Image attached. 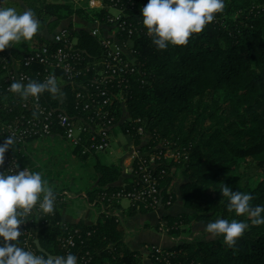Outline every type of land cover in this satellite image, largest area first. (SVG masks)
Segmentation results:
<instances>
[{
    "label": "trees",
    "instance_id": "1",
    "mask_svg": "<svg viewBox=\"0 0 264 264\" xmlns=\"http://www.w3.org/2000/svg\"><path fill=\"white\" fill-rule=\"evenodd\" d=\"M19 1L36 13L41 22L38 33H49L47 36L55 33L64 19L83 13L68 3L52 4L46 0L6 3L17 6ZM147 3L148 0H136L135 6L126 4L127 23L133 33H122L120 38L133 50L138 65L124 82L108 85L113 99L110 106L103 107V112L108 119L114 118L112 133L121 131L140 148L147 137L150 143L145 150L161 145L160 153L169 149L177 154L162 158L156 169L160 172L163 200L159 208L169 210L180 196L182 207L192 214L165 215L157 230L177 239L183 227L217 218L242 220L249 225L231 247L223 236L195 243L185 240L162 249L160 260L155 252H148V258L154 264H264V225H253L246 214L237 216L228 211V198L220 192L226 184L233 191L250 193L253 206L264 205V0H225L223 12L215 14L213 22L200 33H194L186 45L169 44L163 50L152 43V36L142 23L141 9ZM72 35L76 38L77 54H83L78 66L83 70L81 80L97 78L94 67L104 61L108 51L84 28ZM35 39L39 44L48 43L40 37ZM24 71L29 72L27 68ZM2 85L5 100L16 99V105L12 112L3 113L0 121L30 115L22 106L25 100L7 91L10 84ZM95 86L89 94L94 108L102 101L96 95L104 88ZM81 90L68 85L57 94L46 91L42 98L56 111L74 121L85 122L94 108L84 110L85 100L77 98ZM118 94L122 95V101L116 98ZM140 130L144 131V137ZM82 151L81 147L74 148V153L83 160L99 156L94 152L84 155ZM13 156L22 167L33 168L26 154L15 151ZM250 164H257L262 175L257 187L241 190L232 186L231 175L240 166ZM133 168L132 178L119 186L116 184L123 175L121 168L103 163L94 165L98 184L85 195L89 203L109 213L103 223L65 222L61 192H55L53 213L39 210L33 215V220L42 227L35 235L42 249L52 255L74 253L78 264H145V255L128 246L126 229L114 216L123 206L113 199L116 194L142 186L134 175L139 169L138 160ZM181 179L180 185L177 184ZM176 184L179 196L175 193ZM169 201L171 206L166 205ZM151 212L154 210L144 205L131 204L128 216ZM70 239L75 244L68 248L66 243ZM33 247L37 254H44L35 243Z\"/></svg>",
    "mask_w": 264,
    "mask_h": 264
},
{
    "label": "built area",
    "instance_id": "2",
    "mask_svg": "<svg viewBox=\"0 0 264 264\" xmlns=\"http://www.w3.org/2000/svg\"><path fill=\"white\" fill-rule=\"evenodd\" d=\"M8 1L10 0H4V2ZM46 1L52 4H70L75 10H81L93 19V25H78L70 21L66 25H60L53 35L37 33L29 41L14 42L13 45L0 51V117L5 112H12L13 106L16 105V99L5 100L2 85L3 83L11 84L13 80H22L26 84L29 80L44 81L50 75H54L60 90L68 85L73 86L74 89H82L77 93V98L85 100L84 110L89 111L94 108L93 101L89 96L92 92L91 88L95 85L104 86L96 95L102 101L92 109V116L85 122L74 121L65 113L56 111L44 102L42 94L38 99L29 98L24 101L22 106L30 115H21L12 121H0V145L9 136L14 137L12 145H9L8 151L3 155V160H0L3 162L0 164V171H11L12 169L19 171L27 168L32 172L31 168L22 167L20 161L13 156L15 151L25 155L26 149H20L21 145H27L31 141L60 138L74 148L81 147L84 155L91 152L103 154L109 151L114 118L108 119V114L103 112V107L110 106L113 99L112 93L107 91L108 85L124 82L129 75L136 72L138 65L134 62L133 50L130 49L126 40L120 38L122 33L130 35L133 33V29L127 23L129 14L126 11V7H128L126 4L130 3V6H135L136 0ZM77 15L79 14H74L69 19L73 21ZM80 28L86 29L93 37L99 39L102 46L108 51L104 61L94 67L97 78L87 81L81 80L83 70L78 66L83 59V54H77L76 38L72 35ZM35 37H40L48 43L39 44ZM25 68L29 72L24 71ZM7 91L11 92L9 87ZM117 97L120 101L123 100L122 95L118 94ZM34 112L37 115L34 116ZM55 129H59L60 132L56 133ZM139 134L145 136L143 130H140ZM150 149L153 148L149 146L148 150ZM169 151L171 150L168 149L165 153H160L157 150L149 153L148 156L145 151L138 153L136 160H138L139 169L134 175L137 176L139 184L142 186H137L132 191L121 190L113 199H116L118 204L144 205L145 208L154 211L162 206L159 188L160 172L156 169L160 166L162 158L169 159L166 155ZM132 172H134V168H132ZM166 205L171 206V202H167ZM38 212V208L34 207L31 213L25 217V223L19 226L22 235L18 238V243L22 247L35 253L36 250L33 247V243L36 241L35 235L42 228L41 224L33 220V215ZM74 244L73 239H70L66 243V247H73ZM148 250L159 254L158 260L163 256V250L160 248H148Z\"/></svg>",
    "mask_w": 264,
    "mask_h": 264
},
{
    "label": "clouds",
    "instance_id": "3",
    "mask_svg": "<svg viewBox=\"0 0 264 264\" xmlns=\"http://www.w3.org/2000/svg\"><path fill=\"white\" fill-rule=\"evenodd\" d=\"M224 8L225 0H148L141 9L142 23L152 36V43L163 50L169 44L186 45L194 33L203 31ZM40 24L31 8L17 12L13 7H5L4 0H0V51L14 42L31 40L40 30ZM9 90L27 101L38 99L46 91L57 94L60 87L56 77L50 75L44 81L29 80L26 84L22 80H13ZM13 140L14 137L9 136L0 145V159L3 160ZM220 192L228 198V211H234L237 216L246 214L253 225H264V205L253 206L250 193L233 191L226 184ZM55 202L56 193L40 172H30L27 168L0 171V264H78V256L74 253L36 254L18 243L22 235L19 226L25 223V217L33 208L45 214L53 213ZM205 227L213 236H223L224 242L231 247L249 225L242 220L217 218Z\"/></svg>",
    "mask_w": 264,
    "mask_h": 264
},
{
    "label": "rangeland",
    "instance_id": "4",
    "mask_svg": "<svg viewBox=\"0 0 264 264\" xmlns=\"http://www.w3.org/2000/svg\"><path fill=\"white\" fill-rule=\"evenodd\" d=\"M18 3L17 6H13V5H8L6 2H4V6L13 7L17 10V12H23L25 8H28L27 4L24 3V1H19ZM86 16H87L86 13L83 12L77 15V17L73 19V21H71V19L70 20L64 19L61 22V24L66 20L68 23L71 21V23H75L78 25H82V24L93 25V19L91 18H90L91 20L86 19L85 18ZM44 34L49 35V33L46 32ZM52 34H54V31L50 33V35ZM120 135L123 136L122 134ZM119 139L124 141V138L122 137H119ZM149 140H150L149 138L145 137L143 143L141 144V148L147 153V156L149 155V153L156 152L162 147L161 145H159L158 147H154L153 149L145 150V146H148L150 143ZM31 142L27 143V145H21L20 149L22 150L26 149L28 151L27 157L29 156L30 153L33 154L34 158H38L36 166L35 168L32 169V171L40 172L42 174V177L48 180L49 185L53 189L57 186H60L62 189L65 190L69 189V191L71 192L70 195H72L71 198H73L68 202V206L71 209V211L81 213V215L86 214V212L88 213L89 210H91L90 206H88L87 203L81 202L82 200L79 201L80 197L77 196V193L79 191H85V189L89 187V184L94 179L95 161L93 160V157L87 161L79 158V156L74 153L73 147L60 138H55V140L52 138H48L45 140H38L33 142L32 144ZM116 147L117 144L113 142L112 145L111 142L110 150L112 149L115 152ZM136 148H138V146ZM186 154L188 155L187 150H186ZM98 155H102V154H98ZM166 155L167 158H171V157H175L177 154H175L173 151H169ZM114 157L117 158L120 156L116 153ZM107 158L108 156L103 157V162L105 164L110 163V161L109 162L107 161ZM29 159L31 160V158ZM231 176H232V182H231L232 186L235 185L236 188H239L241 190L242 189L246 190L250 188L252 189L256 188L260 182V178L262 175L257 164H250L246 166L244 165L240 166L238 171L235 174H232ZM130 178H132V176H130ZM182 181L183 180L181 179V181H179L177 184L180 185ZM177 184L175 186L176 190L178 188ZM99 209H96L97 213ZM181 212L192 214L191 211L185 209H183V211ZM180 214H178L177 216H179ZM99 216L103 217V215H99ZM206 224L207 223H200L193 225V227L190 226L183 227L184 228L183 232L181 233L180 237H178V244L182 243L185 240L195 243L198 240L208 241L210 238L216 237L206 231V227H205ZM148 248L152 249V248H160V247L147 245L144 250L146 254L145 258L148 257V252H149Z\"/></svg>",
    "mask_w": 264,
    "mask_h": 264
},
{
    "label": "crops",
    "instance_id": "5",
    "mask_svg": "<svg viewBox=\"0 0 264 264\" xmlns=\"http://www.w3.org/2000/svg\"><path fill=\"white\" fill-rule=\"evenodd\" d=\"M70 20V19H69ZM72 21V20H71ZM67 21L65 20L60 25H65ZM123 136H121L120 134ZM119 137L124 138V141L120 140ZM112 145L113 142L117 144V147L115 149V152L120 156L115 158L114 156L116 153L111 149L107 153H103L102 155L97 156V158H93V160L96 163H103L104 165L119 167L123 171V175L121 176L120 180L117 182L116 185L122 186L125 184L126 181H129L132 176V168L134 166V161L137 159L136 156L138 153L143 152V149H141L139 146L136 148L135 142L132 140L131 137L123 134L121 131H116L112 133ZM55 140V139H54ZM38 141V140H37ZM35 142V141H33ZM31 142V144L33 143ZM74 149V148H73ZM28 154V151L26 150V155ZM108 156L107 161L110 163L105 164L103 162V157ZM29 158H31V162L33 164V168H35L37 159L34 158L33 154L29 153ZM91 158L85 159L86 161ZM1 160V159H0ZM31 168V170L33 169ZM33 172V171H32ZM98 184V176L95 173L93 181L89 184V187L85 189V191H79L77 193V196L80 197L79 201L87 203L88 206H90L91 210L86 214L77 213L75 211H71V209L68 206L69 200L73 199L71 198L72 195L71 192L65 189H62L60 186H57L53 189L54 192H61V203L64 204V207L62 209V218L65 222L74 224L78 223L80 221L85 222L89 225H96L99 223H103L109 213L103 209L100 210L98 207H96L94 204L89 203L86 198V192L87 190L96 188ZM175 193L179 196V189L175 188ZM130 205L128 203L123 204L120 210L117 211V213L114 214L116 219L121 222L123 227L126 229L127 235L125 238L126 243L128 246L134 250V251H140L145 256V247L147 245L149 246H156L163 249H169L176 245H178V238L174 239L168 236L165 232L157 230V227L161 225V219L165 215H173L177 216L178 214L182 213L183 207L181 205V198L178 197V202L175 206L170 208L169 210H166L165 208H159L157 211L151 212L146 215H136L133 217L128 216ZM98 210V213L96 211ZM173 211V212H172ZM103 215V217L99 216ZM145 264H154L148 257L145 258Z\"/></svg>",
    "mask_w": 264,
    "mask_h": 264
},
{
    "label": "water",
    "instance_id": "6",
    "mask_svg": "<svg viewBox=\"0 0 264 264\" xmlns=\"http://www.w3.org/2000/svg\"><path fill=\"white\" fill-rule=\"evenodd\" d=\"M162 201H163V200H162ZM35 244L37 245V247H38V249H39L40 252H42V253H47L44 249H42V247H41V245H40V243H39L38 240L35 241ZM41 250H43V251H41Z\"/></svg>",
    "mask_w": 264,
    "mask_h": 264
}]
</instances>
